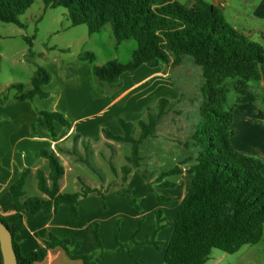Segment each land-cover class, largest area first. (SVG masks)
Masks as SVG:
<instances>
[{"label": "trees", "instance_id": "trees-1", "mask_svg": "<svg viewBox=\"0 0 264 264\" xmlns=\"http://www.w3.org/2000/svg\"><path fill=\"white\" fill-rule=\"evenodd\" d=\"M45 10L64 8L72 27L86 25L90 36L100 33L110 25L116 45L134 40L137 48L132 60L123 64L110 61L96 66V56L85 52L80 60L92 66V74L99 84L109 90L122 86L124 74L133 75L143 66L151 69L163 65H179L185 56L194 59L203 70L205 84L202 87L203 103L200 107L201 121L193 135L198 150L196 163L189 169L192 177L189 189L182 199L174 231L164 254L165 264H207L214 250L235 254L245 246L258 244L264 237V163L260 158L237 150L232 142L235 135L234 111L228 108L231 88L229 80L234 81L233 89L239 94L238 104H253L256 96L250 91L252 81L264 80V47L252 41L231 26L223 9L207 0H196L187 6L178 0H42ZM35 0H0V22L24 28L20 17L34 4ZM33 39H28L31 44ZM51 81L49 73L38 67L32 78V89L26 90L22 84L8 88L17 91L14 98L19 102L47 98L43 88ZM3 102V101H1ZM169 101H158L157 114L148 115V121H141L140 138L133 137V125L120 120L123 134L114 135L105 131L109 140L132 145L130 163L133 168H121L126 182L133 169L141 161L140 144L154 134L160 119L169 112ZM37 122L48 129L52 141L59 140L56 123L66 129L72 124L58 112L38 111ZM41 156L50 166L49 181L40 171L37 175L38 187L47 199L33 197L26 199V186L29 170L10 187L16 214L12 220L0 214L13 237L14 250L18 264L43 262L50 250L62 248L71 259L93 264L96 253L77 254L81 243L74 245L68 238L52 235L45 249L23 255L16 238L23 229V213L36 215L49 213L61 206H68L73 222L80 218L79 202L94 193L83 180V189L76 193H61L65 169L61 159L52 149L41 151ZM113 171L115 169L112 167ZM183 169L175 168L159 174L156 181L160 189H174L176 183L170 177L181 176ZM147 179V177L144 175ZM150 187V186H149ZM154 190L152 187H150ZM158 202L170 199L156 196ZM157 228L151 240L136 242L134 233L132 243L149 245L160 250L156 241L157 233L165 228L164 212L159 209ZM95 236L101 244L98 226ZM120 246L118 250L124 249ZM136 259V258H135ZM138 260V259H136ZM0 264L3 258L0 250Z\"/></svg>", "mask_w": 264, "mask_h": 264}, {"label": "rangeland", "instance_id": "rangeland-1", "mask_svg": "<svg viewBox=\"0 0 264 264\" xmlns=\"http://www.w3.org/2000/svg\"><path fill=\"white\" fill-rule=\"evenodd\" d=\"M231 1V9L226 13L228 23L264 47V0ZM186 4L190 3L187 1ZM257 8L262 14L261 17L254 16ZM20 20L24 28L0 22V106L14 100L17 91H9L10 86L22 84L26 90L32 89V78L37 68L42 67L51 77L50 85L43 88L48 97L27 101L38 117V111H47L49 108L47 105L50 102H45L49 93L54 96L61 94L58 74L66 71L72 73L73 69L83 65L90 69L87 70L91 79V99L93 102L100 101L101 105L118 96L124 84L127 87L128 83H134L149 75L147 80L136 85V91L141 90L138 93L144 100L140 106H136L138 101L135 100L132 105L119 103L106 114L105 120H98L99 123L105 122V127L114 134H123L119 124L122 119L133 125V137L138 140L141 135L139 123L148 121L150 113L157 114L156 106L160 99L169 101V112L160 119L154 134L141 142L139 167L132 170L126 182L123 180L121 168H133L129 161L132 156L131 144L114 142L113 147L104 148V153L100 152L99 157L108 156L110 160L112 172H109L108 166L107 172L103 170L105 176H98L94 172L101 169L95 153L84 154V168H75L72 176L76 181L80 177L87 186L97 189L100 194H91L93 206L83 208L80 223L82 229L78 234L68 235L71 240H79L88 249L92 245L98 248L95 236V228L98 226L101 244L104 246L101 251L114 255L117 250H112V247L126 245L120 252L130 250L132 254L143 256L147 264H151L157 257H162L160 263L165 264L164 251L174 231L179 205L192 180L188 172L198 156L193 135L201 121L202 87L205 84L202 68L189 56H185L182 63L176 66L163 65L157 69L143 66L135 78V73L124 74L121 77V88L107 91L108 89H104L93 76L91 64L80 60L81 55L85 52L95 54L96 66H103L114 60L127 64L132 60L133 52L137 48L134 40L117 46L110 25L100 33L90 36L86 25L71 26L66 9L58 7L45 10L42 0H35ZM28 39H33L31 44ZM72 74L76 80L74 73ZM228 84L231 88L228 108L234 111L235 116V135L232 142L240 152L260 158L264 163V80L250 83V91L256 96L253 104H238L239 94L233 89L234 81L229 80ZM38 125L40 123L36 119L35 126ZM95 139L100 140L99 135H96ZM178 165L185 175L169 178L176 183L174 189H160L156 181L159 174ZM82 189L83 184L77 182L70 184L66 192H80ZM157 195L167 197L170 201L158 202ZM159 209L164 212L166 218L165 228L156 236L161 249L133 244V236L137 230L136 242H146L153 238L157 228L156 212ZM151 251H154L155 255H152ZM154 263H157V260ZM207 264H264V237L258 244L245 246L235 254L214 250Z\"/></svg>", "mask_w": 264, "mask_h": 264}, {"label": "crops", "instance_id": "crops-1", "mask_svg": "<svg viewBox=\"0 0 264 264\" xmlns=\"http://www.w3.org/2000/svg\"><path fill=\"white\" fill-rule=\"evenodd\" d=\"M178 1L187 6H192L196 0ZM187 1L190 4H186ZM207 1L214 6L222 8L227 18V10L231 9L232 6L231 0ZM254 16H262L259 8L254 11ZM87 69L89 67L86 65L73 69L72 73H74L76 80L73 79V74L69 71L58 72L59 79L56 80L60 82L61 94L54 96L49 93L48 100H45L47 103L50 102L47 105L49 107L47 111L58 112L64 115L72 124L71 129L68 130L61 124L56 123V130L59 134L57 142L51 140L45 124L40 123L37 127L35 126L37 119L36 112L34 109H31V105L27 101L19 102L14 98V100L8 102L5 106H0V143H2L0 146V214L5 219L12 220L16 214V208L10 194V187L26 170L30 171L26 186V199L33 197L47 199V196L40 192L37 179L38 173L42 171L50 186L49 175L51 171L48 160L41 156V151L43 150L52 149L61 159L65 169L61 188V193L63 194L71 193L66 192L70 184L80 183L81 178L78 177L76 181V178L72 174L75 168H84L85 159H83V156L87 152H94L97 157L98 166L102 169L94 171L98 176L101 174L105 176L104 172L108 171V166L109 172H112L109 165V157H105L104 155L99 157V155L100 152H105L104 148L110 149L113 147L114 141L109 140L105 135V131L111 132L105 127V122L99 123L98 120H105L106 114L119 103L132 105L135 100V102L138 101L136 106H140L144 100L141 98L142 95L138 93L141 90L138 88L139 91H136V85L147 80L149 75L144 79L140 78V80L135 81L134 83L136 84L128 83L127 87L124 84L118 96L110 100L109 103L101 105L100 101L93 102L91 99V93H89L91 89L90 69L89 71ZM138 71L133 75L134 78L138 74ZM46 88L48 89L49 86ZM96 135H99L100 140L95 139ZM105 182L106 180H104ZM91 197L92 195L80 200V218L77 222L72 221L68 206H61L57 211L52 210L49 213L40 212L36 215L24 212V226L16 238L23 255L45 249L50 243L53 234L71 240L68 236L69 233L78 234L82 229L80 223L83 216V208L88 209L93 206ZM71 241H73V245L76 242H80L79 240ZM80 243L82 246L77 254L96 253L97 256L94 258L93 264H147V260L143 256L139 257L132 254L130 250L128 252H120L117 245L112 247V250H117L114 255H109L110 252L105 253V251L100 250L104 246H101L99 242L98 248L92 245L90 249L84 247L82 242ZM151 253L155 255L154 251H151ZM156 260L157 263H154ZM161 260L162 257L160 259L157 257V259L152 260L151 264H161ZM36 264L84 263L81 260L71 259L62 248H55L49 251L47 258L43 262Z\"/></svg>", "mask_w": 264, "mask_h": 264}, {"label": "water", "instance_id": "water-1", "mask_svg": "<svg viewBox=\"0 0 264 264\" xmlns=\"http://www.w3.org/2000/svg\"><path fill=\"white\" fill-rule=\"evenodd\" d=\"M0 250L3 264H18L14 250L13 237L6 225L0 220Z\"/></svg>", "mask_w": 264, "mask_h": 264}]
</instances>
